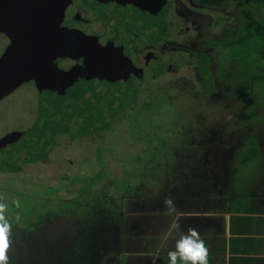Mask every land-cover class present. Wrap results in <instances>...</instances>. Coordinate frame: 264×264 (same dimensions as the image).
<instances>
[{
  "label": "rangeland",
  "instance_id": "rangeland-1",
  "mask_svg": "<svg viewBox=\"0 0 264 264\" xmlns=\"http://www.w3.org/2000/svg\"><path fill=\"white\" fill-rule=\"evenodd\" d=\"M238 3L239 7L234 2L228 8H235V13L246 5L242 0ZM239 14L234 24L224 23L219 33L223 38L238 35ZM204 20L211 22L208 16ZM210 31L207 25L209 35ZM237 44L232 42L222 49L223 57L217 53L209 63L214 82L211 98L206 99L201 78L189 69L178 70L177 87L171 85L173 77L168 87L163 84L168 73L150 80L134 100L121 109H110L106 127L97 125L85 135L54 133L45 155L42 150L35 155L27 143L26 153L10 151L14 157L4 165L5 171L0 169V199L9 204L6 216L12 223L9 264H117L118 234L120 229L125 234L127 225L123 222L119 227L120 205L127 204L134 212L149 206L151 200L160 199L163 205L165 198H171L178 208L187 205L197 189L209 191L223 185L228 190V171L233 170L230 194L263 182L264 78L253 75H261L264 69V40L254 36L247 42L248 49ZM140 73L150 77L148 71ZM185 87L189 94L182 100L180 92ZM110 93L113 100L114 85ZM256 116L260 118L253 119ZM20 123L9 115L0 123V135L20 130L24 126ZM253 132L260 151L241 163L242 156L249 154L242 147L252 141ZM14 200H19V208ZM227 200L231 206L230 197ZM43 218L51 219L35 228L33 224Z\"/></svg>",
  "mask_w": 264,
  "mask_h": 264
},
{
  "label": "flooded vegetation",
  "instance_id": "flooded-vegetation-1",
  "mask_svg": "<svg viewBox=\"0 0 264 264\" xmlns=\"http://www.w3.org/2000/svg\"><path fill=\"white\" fill-rule=\"evenodd\" d=\"M81 1L89 2L87 4L90 7L79 6V11H69L67 17L49 16L50 18L48 17L44 21L45 24L41 26L43 31H37L38 36L41 32V36L34 40L36 42L34 46L33 42L28 39L25 45L18 47V41H15L12 33L0 30V123L5 122L9 115H14V118L24 125L20 130L16 128V130L4 131L0 139L11 131L24 132L23 135L27 137L31 129V134L35 137V133L42 131L44 133L47 127V131L51 130L47 122L49 119L42 114L44 112L42 109L47 105V96H50L53 101L59 100L60 90L56 89L57 83L55 90L48 88V82H51L53 77L48 76L49 71L46 67L51 68L55 73L66 72L83 67L87 61L81 53L75 52V46L73 48L66 46L60 48L49 60L50 64L45 66L44 73H37L33 70V64L27 53L34 52L40 44L39 40L42 38L47 40L50 33L74 32L81 37L83 44L90 45L91 42L97 41L111 48L115 55L118 72L114 81L102 78L94 79L91 83L77 74L75 82L70 87L68 86L72 89L71 104L73 105L69 133L70 135L83 133L85 135L87 130L94 132L97 125L108 123L111 115L110 109H121L128 104V100L129 102L134 100L139 91L146 88L145 84L150 80L154 81L155 78L158 79L167 73V80L163 84H168V87L171 80L169 78L172 77L174 80L171 85H177L174 75L178 70H191L195 78H201L206 99L213 97L214 82L211 81L209 63L217 53L223 57L222 49H226L232 42L237 40L238 43V37L243 29L241 25L238 35L232 38H223L219 34L224 23L234 24L235 16L239 14L240 9L235 14V8L233 11L228 8V5L235 2V6L239 7L238 0H229L228 3L227 0H222L220 4H210L206 0H152L154 4L146 10L141 6L147 0H134L135 3L131 0L130 2L128 0ZM91 1L99 8L95 9ZM219 7L223 8L221 10L223 12H218ZM86 8L95 12L93 17H88ZM224 13L226 14L223 15ZM207 16L211 20L209 24H206L207 21L204 20ZM207 25L211 28L210 35L207 32ZM223 40H225L224 45ZM29 44L30 46L27 47ZM219 47L220 50L217 49ZM68 49H72L73 54H68ZM38 61L34 63L36 69H38ZM141 71H148L150 77L144 78ZM45 75L47 77L41 79ZM206 80L209 81L205 82ZM111 85L115 86L114 94L116 95L113 100L116 99V103L109 100ZM97 91L101 94L99 92L97 94ZM182 92V100H187L189 93L186 87L180 94ZM71 110H68L70 114ZM28 111L33 112V118L31 114L27 117ZM100 118L105 120H100ZM85 126L88 129H84ZM63 131L59 128L54 133ZM86 135L90 136L88 133ZM46 137L44 133L41 139ZM26 143L27 141L22 142V139H19L4 144L2 154L0 153L2 163L0 169L4 170V165L10 163L9 158L14 157L10 151L25 152L28 149L27 147L23 149ZM33 150L37 155L35 152L37 149L33 147ZM35 155L28 153L29 157H35Z\"/></svg>",
  "mask_w": 264,
  "mask_h": 264
},
{
  "label": "crops",
  "instance_id": "crops-1",
  "mask_svg": "<svg viewBox=\"0 0 264 264\" xmlns=\"http://www.w3.org/2000/svg\"><path fill=\"white\" fill-rule=\"evenodd\" d=\"M262 180L243 187L244 192L236 188L231 194L229 184L228 190L223 185L209 191L197 189L194 200L176 207L180 214L179 229L176 214L164 215L166 209L160 199L156 203L151 200L149 206L134 212L129 211L127 204L120 205L119 227L122 228L123 222L127 225L126 233L120 229L118 234L116 263L168 264V251H174L182 235L193 227L208 248V264H264V176ZM127 220L134 223L128 225ZM177 264L182 262L177 259Z\"/></svg>",
  "mask_w": 264,
  "mask_h": 264
},
{
  "label": "water",
  "instance_id": "water-1",
  "mask_svg": "<svg viewBox=\"0 0 264 264\" xmlns=\"http://www.w3.org/2000/svg\"><path fill=\"white\" fill-rule=\"evenodd\" d=\"M101 1L103 2V0H99V2ZM131 1H133V3L136 2L134 0ZM128 2H130V0H128ZM87 3L89 2L83 3L81 0H0V30L12 33L15 41L19 42H17L18 47H21L22 44L25 45L28 39L33 42L34 46L36 45L34 40L41 36V32L43 31V29L41 30V26L45 24L44 21L48 19L49 16L67 17V15H69L68 13H70L69 11H79V6L84 5V7H90ZM90 3L95 9L99 8L93 5L92 1ZM152 4H154V1L152 3V0H147L141 7L146 10L151 8ZM86 12L88 17H93V14H95V12H91L87 8ZM47 28H49V26ZM38 30L41 31L39 36L37 34ZM39 42L40 44H38L37 47L35 46L36 50L34 52L31 53V51H29L27 53V56L31 59L33 64V70H36L37 73H44L45 66L50 64L49 60H51L60 48L66 46H71L72 48L75 46V52L81 53L87 61L83 64V67H78L77 69L66 72L55 73L53 72L54 70L46 67L47 71H49L48 76L53 77L52 81L48 82V88L55 90V84L57 83L56 89L60 90L59 100L53 101L50 96H47V105L44 107L46 109H42V111H44L42 114L49 119L47 122L49 124V129H51L47 131V127V130H44L47 137L41 139L44 135L43 131L41 133H35V137L32 136L31 129H29L30 132L27 134V137L23 135L24 132L11 131L0 139V148H2L4 144H8V142L22 139V142L27 141V144L37 149V151L42 150L44 153L46 150H49L51 147L52 134H54L57 129L59 130V128H62L64 131L70 132V123H72L73 117L71 108H73V105L71 104L72 89L68 88V86L70 87L75 82V75L80 74L83 79H87V81L89 80L91 83L94 79L100 80L102 78H109L111 81H114L117 75V63L112 49L97 41L91 42L90 45H86L82 43L81 37L74 32H65L62 34L53 32L50 33L47 40L42 38ZM64 43L71 45H65ZM29 46L30 44L27 45V47ZM68 54H73L72 49H68ZM37 60H39L37 64L38 69L34 66ZM28 71L27 68V72ZM30 71H32V69H30ZM45 77L47 76L45 75L41 79ZM68 110H71V114ZM0 152H2L1 149ZM37 157L35 156L33 158Z\"/></svg>",
  "mask_w": 264,
  "mask_h": 264
},
{
  "label": "clouds",
  "instance_id": "clouds-1",
  "mask_svg": "<svg viewBox=\"0 0 264 264\" xmlns=\"http://www.w3.org/2000/svg\"><path fill=\"white\" fill-rule=\"evenodd\" d=\"M12 203L19 208V200H14ZM166 211L164 215L171 216L176 214V228L179 229L180 214L171 198H165L163 201ZM9 204L0 199V264H9V249L12 246V223L6 216ZM20 220L19 216L15 218ZM167 235V232L164 233ZM208 248L204 241L200 238L198 231L189 227L186 234H183L181 239L176 243L174 251H168V264H177L179 259L182 264H208Z\"/></svg>",
  "mask_w": 264,
  "mask_h": 264
},
{
  "label": "trees",
  "instance_id": "trees-1",
  "mask_svg": "<svg viewBox=\"0 0 264 264\" xmlns=\"http://www.w3.org/2000/svg\"><path fill=\"white\" fill-rule=\"evenodd\" d=\"M208 3L210 4H220L222 0H206ZM244 3H246V5H244L243 7H240V16H241V25L243 27L240 36L238 37V45H243L245 47H247L248 49V44L247 42H252L253 41V37L257 36L260 39L264 40V11L261 10V8H259L260 6L264 7V0H243ZM252 8H256V11L252 10ZM255 14H254V13ZM235 42V41H234ZM261 62H264V51L262 54V59ZM260 71L262 72L261 75L256 74L253 75V77H256L257 79L260 78V76H262V78H264V69H260ZM209 76V75H207ZM261 78V79H262ZM261 103V102H260ZM259 103V104H260ZM261 105V104H260ZM140 106V105H139ZM256 118H260L258 116L253 117V119ZM252 135H254V137L252 138L251 142H247L246 146L242 147L244 149L242 150H246L249 152V154H244L242 156V161H240L241 163H245L248 159L250 158H254L257 155V151H260V147L259 144L260 142L256 140V135L253 132ZM248 147V148H247ZM250 152H252L250 154ZM233 171H228V184L231 185V180H232V175H233ZM51 219V218H50ZM48 219V220H50ZM47 218H43L42 220L37 221V224H33L36 227L39 226H45L46 225V221H48ZM32 224V223H27V225ZM31 227V226H30Z\"/></svg>",
  "mask_w": 264,
  "mask_h": 264
}]
</instances>
